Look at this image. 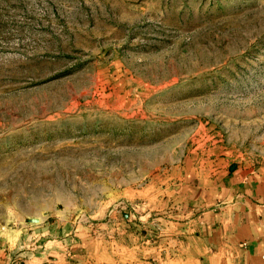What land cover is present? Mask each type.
<instances>
[{"label":"rangeland","instance_id":"1","mask_svg":"<svg viewBox=\"0 0 264 264\" xmlns=\"http://www.w3.org/2000/svg\"><path fill=\"white\" fill-rule=\"evenodd\" d=\"M235 164L264 165V0H0V247L156 233Z\"/></svg>","mask_w":264,"mask_h":264},{"label":"crops","instance_id":"2","mask_svg":"<svg viewBox=\"0 0 264 264\" xmlns=\"http://www.w3.org/2000/svg\"><path fill=\"white\" fill-rule=\"evenodd\" d=\"M171 196L139 217L156 233L130 234V218L114 239L89 228L37 235L0 247V264H264V165H230Z\"/></svg>","mask_w":264,"mask_h":264},{"label":"built area","instance_id":"3","mask_svg":"<svg viewBox=\"0 0 264 264\" xmlns=\"http://www.w3.org/2000/svg\"><path fill=\"white\" fill-rule=\"evenodd\" d=\"M262 259L264 260V253H263V255H262Z\"/></svg>","mask_w":264,"mask_h":264}]
</instances>
